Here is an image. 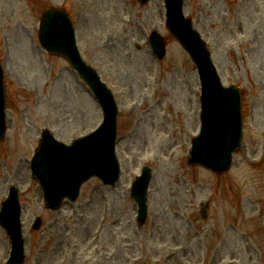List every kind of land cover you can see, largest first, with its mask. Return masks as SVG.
<instances>
[{
    "label": "rangeland",
    "instance_id": "rangeland-1",
    "mask_svg": "<svg viewBox=\"0 0 264 264\" xmlns=\"http://www.w3.org/2000/svg\"><path fill=\"white\" fill-rule=\"evenodd\" d=\"M60 5L72 14L83 57L117 100L121 172L114 185L90 178L75 202L56 211L29 173L41 129L70 142L102 120L86 84L41 46L39 19ZM184 11L223 82L243 90L244 142L221 174L188 163L200 130V80L165 24L164 0H0L9 130L0 140V203L11 185L20 188L23 264H264V0H185ZM152 30L166 38L161 60L150 47ZM145 163L153 176L140 224L130 188ZM9 247L1 228L0 264Z\"/></svg>",
    "mask_w": 264,
    "mask_h": 264
},
{
    "label": "water",
    "instance_id": "water-1",
    "mask_svg": "<svg viewBox=\"0 0 264 264\" xmlns=\"http://www.w3.org/2000/svg\"><path fill=\"white\" fill-rule=\"evenodd\" d=\"M167 17L173 34L196 59L203 82V127L194 139L192 159L216 170H225L231 160L229 158L232 150H237L242 140L239 87L222 85L204 42L193 29L190 19L183 15L182 0H167ZM66 24H70V20L63 11H50L42 24L43 43L49 49L68 55L80 72L89 78L105 108V119L101 129L75 140L71 145L56 141L47 130L44 132L41 148L34 162V173L45 188L47 202L52 208L59 207L58 202L65 196L76 197L81 183L90 175L97 174L106 181H113L119 174L114 150L116 110L112 94L105 84L98 82L92 71H88L90 68L81 60L73 38L69 35L67 37L66 31L63 30ZM153 36V43L162 54L163 41L157 33ZM2 119L3 108L0 110V130L4 129ZM150 177V169L146 168L132 185V195L139 204L141 221H144L147 214V188ZM18 204L17 192L12 190L1 213L2 220L13 237V263L23 260Z\"/></svg>",
    "mask_w": 264,
    "mask_h": 264
},
{
    "label": "bare ground",
    "instance_id": "bare-ground-1",
    "mask_svg": "<svg viewBox=\"0 0 264 264\" xmlns=\"http://www.w3.org/2000/svg\"><path fill=\"white\" fill-rule=\"evenodd\" d=\"M22 169H23V165H19V166H17V174L19 175V174H23L22 173Z\"/></svg>",
    "mask_w": 264,
    "mask_h": 264
}]
</instances>
